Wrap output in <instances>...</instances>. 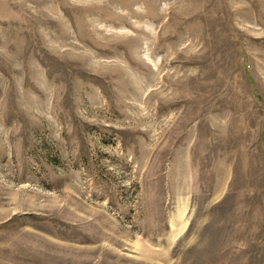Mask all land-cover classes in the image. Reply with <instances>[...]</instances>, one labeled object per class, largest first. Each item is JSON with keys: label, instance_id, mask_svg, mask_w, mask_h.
I'll return each mask as SVG.
<instances>
[{"label": "rangeland", "instance_id": "1", "mask_svg": "<svg viewBox=\"0 0 264 264\" xmlns=\"http://www.w3.org/2000/svg\"><path fill=\"white\" fill-rule=\"evenodd\" d=\"M0 264H264V0H0Z\"/></svg>", "mask_w": 264, "mask_h": 264}]
</instances>
